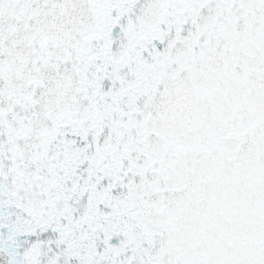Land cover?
<instances>
[{"label":"snow or ice","instance_id":"snow-or-ice-1","mask_svg":"<svg viewBox=\"0 0 264 264\" xmlns=\"http://www.w3.org/2000/svg\"><path fill=\"white\" fill-rule=\"evenodd\" d=\"M0 264H264V0H0Z\"/></svg>","mask_w":264,"mask_h":264}]
</instances>
